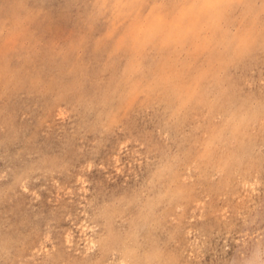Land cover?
Returning <instances> with one entry per match:
<instances>
[{"label":"rangeland","instance_id":"374dc122","mask_svg":"<svg viewBox=\"0 0 264 264\" xmlns=\"http://www.w3.org/2000/svg\"><path fill=\"white\" fill-rule=\"evenodd\" d=\"M183 2L0 0V264H264V0Z\"/></svg>","mask_w":264,"mask_h":264},{"label":"clouds","instance_id":"9594fccd","mask_svg":"<svg viewBox=\"0 0 264 264\" xmlns=\"http://www.w3.org/2000/svg\"><path fill=\"white\" fill-rule=\"evenodd\" d=\"M229 7L228 0H185L177 7L172 27L183 31L187 21H195L200 24V31L211 30L218 26ZM193 27L187 30L191 32Z\"/></svg>","mask_w":264,"mask_h":264}]
</instances>
